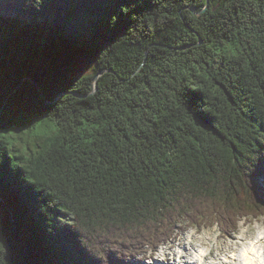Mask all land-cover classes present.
Wrapping results in <instances>:
<instances>
[{"label":"trees","instance_id":"16d2710c","mask_svg":"<svg viewBox=\"0 0 264 264\" xmlns=\"http://www.w3.org/2000/svg\"><path fill=\"white\" fill-rule=\"evenodd\" d=\"M1 110L0 264L236 233L264 216V0H0Z\"/></svg>","mask_w":264,"mask_h":264},{"label":"rangeland","instance_id":"374dc122","mask_svg":"<svg viewBox=\"0 0 264 264\" xmlns=\"http://www.w3.org/2000/svg\"><path fill=\"white\" fill-rule=\"evenodd\" d=\"M89 67L90 65L88 66V62L81 59L79 67L80 72L87 71ZM263 231L264 216H260L258 218L252 217V219L244 218L240 221L238 231L231 235H227L222 232L217 224L213 227L195 225L189 228L182 235L178 236L172 242L164 244L155 251L154 249L150 248L149 252L145 254H138V258L130 260V262L132 264H172L173 261L177 262L178 264H190L188 263L189 258L187 257L190 253L200 256L203 252L206 253L212 250V260H215L216 257L224 258L225 255L228 254V252H232L234 250L237 251V249L240 248V250L238 251L239 254L234 255V258H238L240 257L242 250L244 251L248 248H253L257 244V241L254 238H259L261 232ZM190 237H192V239L194 240V247L189 244L190 241L188 240V238ZM251 238H253L254 240L249 242V239ZM199 239H203L204 241L209 242V244L200 247V244L198 245ZM169 247L171 248L168 249ZM257 248H259V246L256 245V250ZM168 253L169 255H171L170 260L163 261L165 255H167ZM181 254H184L186 256L183 260L179 259Z\"/></svg>","mask_w":264,"mask_h":264},{"label":"bare ground","instance_id":"6f19581e","mask_svg":"<svg viewBox=\"0 0 264 264\" xmlns=\"http://www.w3.org/2000/svg\"><path fill=\"white\" fill-rule=\"evenodd\" d=\"M262 234H264V231L261 232V235ZM261 235L259 238H256V237L254 238L257 241L256 245L259 246V248H257V250H256V245H255L253 248H248L244 251L242 250L240 257H238V258H236V257L234 258V255L239 254L238 251L240 250V248L237 249V251H235V250L232 251L231 255L226 254L227 256L225 255L224 258L217 257V258H215V260H211V257L213 256V254H212V250H210L209 252L203 253L202 258H199V259L205 264H234L235 261H239V260H241V263L247 262L249 264H264V235H262V236ZM190 238H188V240L190 241V242L189 241L188 242L190 245H192L194 247V240L192 239V237H190ZM254 239L253 238L249 239V242L253 241ZM199 241H198V245L200 244L199 245L200 247L209 244V242H206L203 239H199ZM180 245H181V243H180ZM245 248H247V247H245ZM219 254H221V253H219ZM181 255H184V254H181ZM170 256L171 255H169V253L167 255H165V258L163 261H169L171 258ZM188 263H191V260H189ZM172 264H178V263L172 261Z\"/></svg>","mask_w":264,"mask_h":264},{"label":"water","instance_id":"95a60500","mask_svg":"<svg viewBox=\"0 0 264 264\" xmlns=\"http://www.w3.org/2000/svg\"><path fill=\"white\" fill-rule=\"evenodd\" d=\"M98 77H99V75H97L96 77H95V81L97 82V79H98ZM97 89V83H95V86H94V90H96ZM40 90V89H39ZM41 91V90H40ZM2 115V110L0 111V116Z\"/></svg>","mask_w":264,"mask_h":264}]
</instances>
